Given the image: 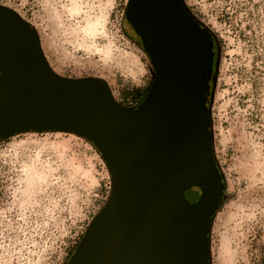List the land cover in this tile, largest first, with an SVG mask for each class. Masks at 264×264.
<instances>
[{
    "label": "rangeland",
    "instance_id": "374dc122",
    "mask_svg": "<svg viewBox=\"0 0 264 264\" xmlns=\"http://www.w3.org/2000/svg\"><path fill=\"white\" fill-rule=\"evenodd\" d=\"M128 3L0 0L37 29L59 76L98 78L119 105L132 107L147 94L154 66ZM184 3L215 38L208 105L225 190L211 226L210 264H264V0ZM111 189L101 153L74 133L0 139V264H67Z\"/></svg>",
    "mask_w": 264,
    "mask_h": 264
},
{
    "label": "water",
    "instance_id": "95a60500",
    "mask_svg": "<svg viewBox=\"0 0 264 264\" xmlns=\"http://www.w3.org/2000/svg\"><path fill=\"white\" fill-rule=\"evenodd\" d=\"M127 17L154 79L126 108L98 78L59 76L37 29L0 5V139L70 132L105 160L111 194L67 264H210L225 190L208 105L214 34L184 0H129ZM194 187L200 196L190 201Z\"/></svg>",
    "mask_w": 264,
    "mask_h": 264
},
{
    "label": "trees",
    "instance_id": "16d2710c",
    "mask_svg": "<svg viewBox=\"0 0 264 264\" xmlns=\"http://www.w3.org/2000/svg\"><path fill=\"white\" fill-rule=\"evenodd\" d=\"M138 43L142 45V41L141 39L138 37ZM214 44H215V38H214ZM216 57V51L214 49V54H213V68H212V72L210 74V77H209V84H210V89L211 87L213 86V83H214V72H215V58ZM146 96V95H145ZM145 96H143L141 98V100H139L136 104H134L133 106H137L138 104H140L142 102V100L145 98ZM121 106V105H120ZM122 107H126V106H122ZM127 108V107H126ZM94 145V144H93ZM99 151V150H98ZM100 152V151H99Z\"/></svg>",
    "mask_w": 264,
    "mask_h": 264
},
{
    "label": "flooded vegetation",
    "instance_id": "af4514ba",
    "mask_svg": "<svg viewBox=\"0 0 264 264\" xmlns=\"http://www.w3.org/2000/svg\"><path fill=\"white\" fill-rule=\"evenodd\" d=\"M192 190H193L194 193H195L193 196H192V195H188V194H186V195H187V197H188V199H189L190 201H195V200H197L198 197L200 196V190H199L198 188H196V187H194Z\"/></svg>",
    "mask_w": 264,
    "mask_h": 264
}]
</instances>
